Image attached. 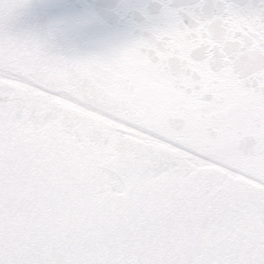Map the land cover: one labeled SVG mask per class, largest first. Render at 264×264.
<instances>
[{"label": "snow or ice", "instance_id": "snow-or-ice-1", "mask_svg": "<svg viewBox=\"0 0 264 264\" xmlns=\"http://www.w3.org/2000/svg\"><path fill=\"white\" fill-rule=\"evenodd\" d=\"M0 264H264V0H0Z\"/></svg>", "mask_w": 264, "mask_h": 264}]
</instances>
